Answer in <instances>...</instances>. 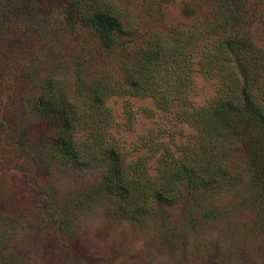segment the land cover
Returning <instances> with one entry per match:
<instances>
[{
    "label": "trees",
    "instance_id": "obj_1",
    "mask_svg": "<svg viewBox=\"0 0 264 264\" xmlns=\"http://www.w3.org/2000/svg\"><path fill=\"white\" fill-rule=\"evenodd\" d=\"M146 1L150 10L179 2L181 15L191 21L135 46L133 21L112 1L59 0L63 29L90 35L96 57L115 62L120 77L106 72L88 81L77 64L69 95L65 80L50 73L25 100V125L0 118V132L29 168H100L99 182L80 202L109 198L116 219L142 223L184 201L195 227L219 215L211 201L238 184L239 173L231 171H247L246 184L264 210V47L254 44L250 32L253 23L264 24V0ZM194 71L216 84L214 96L200 107L188 98ZM112 95L149 98L190 131L178 145L159 142L148 155L128 159L108 134L105 101ZM237 154L243 164L234 169ZM8 231V222L0 221V264H16Z\"/></svg>",
    "mask_w": 264,
    "mask_h": 264
},
{
    "label": "rangeland",
    "instance_id": "obj_2",
    "mask_svg": "<svg viewBox=\"0 0 264 264\" xmlns=\"http://www.w3.org/2000/svg\"><path fill=\"white\" fill-rule=\"evenodd\" d=\"M109 1L129 14L135 46L154 32L191 21L181 15L179 2L150 10L146 0ZM59 10V0H0V118L5 124L25 125V100L50 73L65 80L69 95L77 64L88 81L106 72L120 77L115 62L96 57L90 35L63 29ZM259 12L264 22V3ZM250 32L254 44L264 47V24L253 23ZM191 81L188 98L200 107L214 96L215 80L194 71ZM105 106L111 115L109 137L128 159L148 155L159 142L178 145L190 131L149 98L112 95ZM4 135L1 131L0 221L8 222V252L16 264H264V210L246 184L247 171H231L239 173V182L213 198L215 218L192 227L183 201L135 223L114 218L109 198L80 202L99 182L100 168H29ZM241 158L234 156V169L242 166ZM148 165L153 173V159Z\"/></svg>",
    "mask_w": 264,
    "mask_h": 264
}]
</instances>
